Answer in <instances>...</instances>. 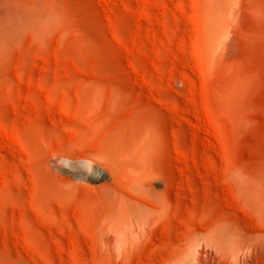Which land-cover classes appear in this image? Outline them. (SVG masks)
<instances>
[{
    "label": "rangeland",
    "instance_id": "obj_1",
    "mask_svg": "<svg viewBox=\"0 0 264 264\" xmlns=\"http://www.w3.org/2000/svg\"><path fill=\"white\" fill-rule=\"evenodd\" d=\"M0 264H264V0H0Z\"/></svg>",
    "mask_w": 264,
    "mask_h": 264
},
{
    "label": "bare ground",
    "instance_id": "obj_2",
    "mask_svg": "<svg viewBox=\"0 0 264 264\" xmlns=\"http://www.w3.org/2000/svg\"><path fill=\"white\" fill-rule=\"evenodd\" d=\"M145 154H146L145 146H143L142 144L137 145V147L135 148V150L133 151L131 155V158H134L135 160L137 159L136 165H134V167L125 168L122 162L116 161L113 163L112 168H110L112 175L118 180L120 187L123 188L125 192L127 191V193L128 192H130V194L137 193V192L143 193L145 189V186L149 179V175L145 171V168L147 166V160H148L147 159L148 157ZM77 163L79 164L78 161ZM128 172H130V175L127 174ZM117 204L126 206L130 214L133 213L132 210L134 208L135 210H137V213H134V215L136 216L141 215L143 217L145 215H148V211H150V209L147 208V205L134 202L133 200L127 199L124 197L121 201H117Z\"/></svg>",
    "mask_w": 264,
    "mask_h": 264
}]
</instances>
